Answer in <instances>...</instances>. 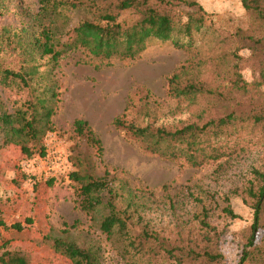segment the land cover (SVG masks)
<instances>
[{
	"label": "rangeland",
	"instance_id": "374dc122",
	"mask_svg": "<svg viewBox=\"0 0 264 264\" xmlns=\"http://www.w3.org/2000/svg\"><path fill=\"white\" fill-rule=\"evenodd\" d=\"M197 1L207 13V26L203 34L195 35L192 46H188V38L181 47L172 41L154 40L136 59L110 61L92 58L84 50L70 51L55 67L49 57L35 62L39 65L36 90L15 86L6 93L0 86V112L13 109V102L6 97L8 93L16 100L14 106L20 107L31 95L44 96L45 84L52 83L58 92L53 127L35 144L33 157L26 158L18 145H5V132L0 125V210L8 226L18 221L24 224L21 231L0 227V255L9 250L20 252L33 264H73L52 242L43 243V235L51 234L81 246H101L104 264H130L121 258L116 245L100 229V218L107 210L101 206L95 212H88L81 207V185L70 177L72 172L80 171L107 175L117 183L128 180L133 187L141 188L151 208L147 217L153 225L163 224L160 233L165 237H173L171 229L166 227L170 214L164 211L169 196L180 200L179 213L192 219L189 222L194 226L198 220L193 215L202 211V207L191 197L187 198L186 192L190 189L195 195L200 193L210 210L208 221L218 230L211 238L219 240L225 262L240 261L243 236L254 221L252 199L243 191L250 178L249 170L264 163L261 129L253 123L239 125L232 141L238 151L217 172L219 162L226 158L193 166L185 159L162 157L147 151L131 133L114 125L115 117L124 112L129 122L139 125L151 122L155 126H172L191 116L195 105L168 94V79L183 65L191 68L202 60L222 54L235 58L237 54L245 79L254 82L258 78V65L253 64L248 47L251 41L244 39L248 42L241 43L236 33L240 28L250 29L252 33L253 29L258 33L263 29L244 9L242 0ZM38 7V0H0V69L18 71L24 64L22 44L16 34L23 32V28L35 32L33 16ZM80 17L74 16L73 22ZM210 76L208 69L204 77ZM214 84L217 81L211 82ZM251 102L248 99L247 103ZM145 107L151 116L144 114ZM215 112H220L219 108ZM77 118L87 120L94 129L102 143L100 153L97 146L75 133ZM42 147L44 152L40 151ZM235 190L241 194L233 193ZM226 195L237 217L222 212ZM140 229L133 226L135 236ZM262 235L263 231L258 241ZM201 239L199 247L208 243L206 236ZM161 260V264H176L174 259Z\"/></svg>",
	"mask_w": 264,
	"mask_h": 264
},
{
	"label": "trees",
	"instance_id": "16d2710c",
	"mask_svg": "<svg viewBox=\"0 0 264 264\" xmlns=\"http://www.w3.org/2000/svg\"><path fill=\"white\" fill-rule=\"evenodd\" d=\"M38 3L33 16L35 32L23 28V32L16 34L22 44L24 64L18 71L0 69V86L6 93L15 86L29 91L37 89L39 65L35 62L38 59L49 57L55 67L64 54L79 50L103 61L136 59L154 40L172 41L181 47L188 38V46H192L195 35L203 34L207 26V13L197 0H38ZM242 4L263 29L260 33L253 29L252 33L250 29L240 28L236 33L241 43L242 40L248 42L244 39L251 41L248 47L259 74L254 82L246 80L241 73L242 64L237 54L235 58L222 54L202 60L191 68L183 65L168 79V94L195 105L191 116L172 126H155L151 122L146 125L129 122L124 112L115 117V127L131 133L147 151L166 158L185 159L193 166L226 158L219 162L217 172L238 151L232 141L239 125L253 123L264 134V0H242ZM76 15L81 17L73 22ZM208 69L211 76L205 78ZM213 80L217 84L211 85ZM43 92L44 96L31 95L20 107L14 106L16 100L8 93L6 97L13 102V109L0 112V125L6 137L4 144L18 145L26 158L35 155V144L53 127L58 92L52 83L45 84ZM248 99L252 102L247 103ZM215 108L220 112L216 113ZM144 114L151 116L147 107ZM74 126L77 135L97 146L98 153L102 151L101 140L87 120L77 118ZM40 151L44 152V148ZM249 174L243 193L252 199L254 221L243 236L242 256L237 264H264V163L252 167ZM70 177L81 185L83 209L95 212L102 206L107 210L100 218V229L108 241L116 245L121 258L130 264H161V258L174 259L176 264H228L219 240L211 238L218 230L208 221L210 210L200 193L195 195L186 189L187 198L191 197L202 207V211L193 215L194 220H198L194 226L189 222L192 219L179 213L180 200L169 196L164 211L170 214L166 227L171 229L173 237H165L160 233L163 224L153 225L149 221L152 219L147 217L151 208L141 188L133 187L128 180L120 183L109 180L107 175L74 171ZM233 193L241 194L238 190ZM224 203L222 212L237 217L228 195L224 196ZM26 221L31 223L32 219L26 218ZM133 226L141 227L136 236ZM0 227L21 231L24 224L18 221L8 226L0 210ZM205 236L208 243L199 247L198 241ZM42 240L52 242L73 264H104L101 246H81L51 234L43 235ZM0 264L33 263L20 252L6 250L0 255Z\"/></svg>",
	"mask_w": 264,
	"mask_h": 264
}]
</instances>
